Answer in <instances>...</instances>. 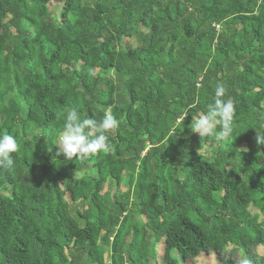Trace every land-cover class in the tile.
<instances>
[{
  "label": "trees",
  "instance_id": "obj_1",
  "mask_svg": "<svg viewBox=\"0 0 264 264\" xmlns=\"http://www.w3.org/2000/svg\"><path fill=\"white\" fill-rule=\"evenodd\" d=\"M218 83L219 140L191 131ZM72 109L111 110L107 152L58 151ZM262 132L264 0H0V264H264Z\"/></svg>",
  "mask_w": 264,
  "mask_h": 264
},
{
  "label": "clouds",
  "instance_id": "obj_2",
  "mask_svg": "<svg viewBox=\"0 0 264 264\" xmlns=\"http://www.w3.org/2000/svg\"><path fill=\"white\" fill-rule=\"evenodd\" d=\"M226 91L224 84L216 85L214 102L207 105V111L204 114L193 118L192 132L200 136H215L218 140L232 135L235 103L230 99H224ZM186 114L187 112L185 116ZM118 127L119 121L114 118L110 109L100 119H82L81 115L72 109L66 114L56 146L68 160L84 159L100 151L107 152L110 148L107 133ZM256 140L257 143H264V132L257 133ZM17 150L18 142L14 136L0 135V166H11L14 163L12 154ZM240 264H251V261L245 257L240 260Z\"/></svg>",
  "mask_w": 264,
  "mask_h": 264
},
{
  "label": "rangeland",
  "instance_id": "obj_3",
  "mask_svg": "<svg viewBox=\"0 0 264 264\" xmlns=\"http://www.w3.org/2000/svg\"><path fill=\"white\" fill-rule=\"evenodd\" d=\"M54 4L52 3L50 5V8L53 9L54 8ZM55 11L58 13V9H55ZM127 187L124 186L123 184H120L118 187H115L114 190L116 193H120V192H124L127 191L126 189ZM127 197L129 199L133 198L131 192L127 195ZM157 254L160 255L161 254V246L159 245L157 248ZM259 252H264V248H259ZM173 257L178 259V256L176 255L175 252L172 253ZM105 259L107 260V255H105ZM240 259H242V257H240ZM179 264L180 261H179ZM183 264H216L215 260H214V256H203L200 254H190L189 255V259L184 262Z\"/></svg>",
  "mask_w": 264,
  "mask_h": 264
}]
</instances>
